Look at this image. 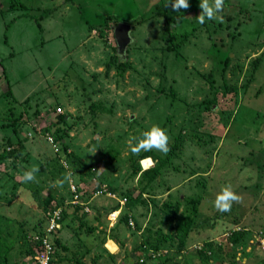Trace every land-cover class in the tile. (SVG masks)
Returning <instances> with one entry per match:
<instances>
[{
	"label": "rangeland",
	"instance_id": "374dc122",
	"mask_svg": "<svg viewBox=\"0 0 264 264\" xmlns=\"http://www.w3.org/2000/svg\"><path fill=\"white\" fill-rule=\"evenodd\" d=\"M158 3L159 0H0V152L10 138L14 143L19 141L23 144L15 161L21 162L28 170L33 167L39 169L35 173L36 185L31 187H38L42 195L47 190L55 195L57 190L53 191L52 188L56 187L58 190L60 188L59 193L66 200L71 201V194L68 189H64V184L62 187L52 186L56 182L55 178L50 177L49 171L41 172L45 170L42 167L45 165L53 175L58 174V162L66 164L65 161H69L70 164L67 165L73 167V178L79 183L80 192H83L79 195L87 203L90 201L86 193L91 195L99 187H107V184L121 189L130 188L135 194L142 189L141 171L132 175L133 166L138 163L144 171L152 167L156 159L150 156L139 160L138 155L144 151L133 155L130 152V142L135 143L133 137L140 138L153 125L160 127L164 114L171 113L172 123L163 128L169 137V151L165 154L152 150L164 157L168 154L169 158L153 181L156 192L160 195L157 202L160 205H177L179 215L193 216L194 224L199 219V227L202 229L192 233L191 243L178 254V264H233V261L235 264H264V169L262 172L259 170L262 175L255 184L251 170L246 168L241 171L240 164L234 160L232 165L227 164L228 157H233L234 153L245 154L249 164V157L252 161H256L258 157L264 158V53H261L264 47V0H224L223 11L219 13L223 16V22L207 21L206 25L198 24L196 19L202 11L199 7L200 0H188L189 7L180 11H174L171 2L165 0L162 7H168L169 14L176 16V20L166 22L165 17L158 12L159 9H153L158 12L155 17L135 23L130 31L132 44L127 56H122L127 59L129 67L122 75L114 64L107 71L106 63L116 57L113 25L118 22L127 23L132 18L147 17ZM43 10L48 12L39 20L42 27L40 29L35 17ZM107 16H111L113 25L111 28L106 27L105 33L100 35L96 27ZM178 17L181 20H177ZM114 19L117 20L115 24ZM165 27H170L177 34L189 33L180 45L178 54L163 50ZM152 46L156 47L150 49ZM244 51L258 53L259 57L254 63L252 60L248 62L253 56L244 55ZM227 53H230L232 66L242 65L244 69L238 74H232L228 70L226 78L229 80L223 83L219 70H223L222 64ZM159 58L167 63L166 73L164 72L167 80L164 84L168 86L170 79L177 78L180 81L182 78L184 86L185 83L188 86L181 88L179 103L177 100L165 99L161 94L158 99L154 97L157 94L155 86L158 82L162 83V78L156 75L163 68L158 63ZM228 68H231L230 65ZM209 72L213 74L216 85L220 86V96L217 104L212 105L213 110L206 111V103L202 101L204 93L209 91L210 83L204 75ZM192 75L193 79L190 77ZM224 88L227 91L223 94L221 90ZM184 100L187 101L186 104ZM91 103H100L101 108L91 112ZM235 108L239 112L234 127L240 128L241 131L238 132L242 134L238 145L223 142L226 150L221 146V139ZM187 112L189 115L194 113L189 123L185 121L188 118ZM201 112L207 113L210 118L204 121ZM61 113L66 114L65 123L57 116ZM20 115L21 119L16 124L10 123L12 117L19 118ZM50 125V131L56 126L66 129L68 134L65 140L71 149L68 160L61 153L60 145L53 142V137L45 135L44 131ZM190 129L196 132L193 140L189 139ZM233 148L234 151L230 154L228 150ZM106 150L113 158L101 154ZM242 150L246 152H240ZM13 160L8 157L0 161V230L9 231V234L17 236V240L20 237L23 240L22 230L26 226L30 228L36 217L32 210L20 206L22 202L29 204L30 187L26 185L29 182L23 180V167L14 170ZM102 161H108L109 164L104 166ZM258 163L259 161L256 162V167ZM246 166L247 164L244 168ZM236 177L242 182H238ZM224 179L232 181L230 185L242 197V201L234 202L231 211L220 212L221 215L215 218L214 230H210V220L218 212L213 201L225 186L218 187L217 180ZM41 181L45 182V188ZM187 183L196 187L197 194L204 195L200 203V216L192 212L191 204L188 203ZM176 185L178 187L165 195L167 188L169 190ZM204 185L206 189L202 188ZM149 190L148 193L152 194L153 183ZM6 194L19 197L7 203ZM142 196L152 203L146 202L147 206L136 204L132 208L133 218H129L135 226V220L138 221V230H128L123 222L107 229L104 216L107 207L113 203L110 198L96 197L93 200L95 209L97 210L100 202L104 206L94 214L84 212L85 218L95 214L100 216L96 225L102 226L101 236L108 237L104 246L108 251L115 252V263L122 264L121 260L125 255L130 257L129 264H135L133 258L138 254L144 259L146 248L143 242L148 229L152 232L147 243L149 246L154 244V238L158 234L153 233V228L165 223L168 226L162 225L161 233L169 232L172 227L171 219H176L173 213L168 217V213L158 206L154 207L155 198L147 193ZM158 211L159 219L153 214ZM128 221L130 224V220ZM220 225L221 229L218 230ZM68 226L69 223L65 224L58 234L69 247L67 254L76 249L84 253L87 246L80 244L79 238ZM234 229L246 232L242 235L241 244H232L229 240ZM96 233L99 231L96 230ZM209 234H213L212 239L220 245L223 255H216V250L213 252L212 249L201 254L196 252L202 244L206 247L205 239ZM125 236L127 240L118 248V242L122 243ZM36 237L39 235L28 234L24 241L35 242L38 239ZM81 237L82 241L87 240V245L91 244V239ZM212 239L208 241L211 240L213 245ZM17 240L14 242L15 246L23 243ZM176 240L165 242L157 251H149L158 255L176 256ZM136 245L140 251L133 250ZM98 251H101L98 246L90 245L89 252L85 251L82 260L86 264H92L90 259L97 258ZM56 253L55 249L54 256ZM14 254L15 252L10 251L9 257L14 258L12 261L17 258ZM60 254L63 255L64 252ZM187 256L191 258L185 263ZM108 260L111 261L109 257L103 256L99 261L96 260V264H108ZM155 260L147 264H165ZM23 261L25 264L35 263L34 259L27 262L28 259L23 258ZM54 264H61L56 257ZM166 264H173V261Z\"/></svg>",
	"mask_w": 264,
	"mask_h": 264
},
{
	"label": "trees",
	"instance_id": "16d2710c",
	"mask_svg": "<svg viewBox=\"0 0 264 264\" xmlns=\"http://www.w3.org/2000/svg\"><path fill=\"white\" fill-rule=\"evenodd\" d=\"M164 1L165 0H159V3L154 8H152V11H151L152 14L147 15V17L141 16V17H138V18H132V19L128 20L129 22H127V23H129L130 26H131L130 31H131V29L133 30L135 23L139 24V23H141L142 21H145L148 18H153V17H155L157 15L158 12H161V15H163V17H165L164 20H166V22L175 21L176 20V16L173 17V16H171L169 14V11H168L169 8L168 7L167 8L162 7ZM11 8H13V5L11 6ZM24 9H26V6H25ZM153 9L155 11L157 9H159V11L158 12H154ZM1 11H3V10H1ZM47 12H48V10H43L42 13H40L37 17H35L37 25H38V27L40 29H42V27H41V25L39 23V20L42 19ZM110 19H111V16H107L106 18H104L102 23L99 24V26L96 27V28H98L100 35H103L105 33L106 27L111 28V26L113 25V23H111ZM177 20H181V17H178ZM207 21L208 20L206 19V22ZM115 22H117L116 19H114V24H115ZM204 24L206 25V23H204ZM163 31L165 32L164 33L165 36H163L164 37L163 38V43H164L163 50H165L167 52H172V53L176 52L178 54V49H179L180 45L187 39V37L189 36V33L186 32V33H178L177 34L170 27H165L163 29ZM130 36H131V33H130ZM131 39H132V36H131ZM231 41H232V39H231ZM131 42H132V40L127 45V48H126V50L124 52V56L125 57L127 56L126 54L128 52V49L131 47V44H132ZM115 43L116 42H115V39H114V44ZM154 47H156V46H152L150 49H152ZM163 50H162V53H163ZM115 52H116V57L106 63V70L108 71L110 69L111 65L114 64L116 68L121 70V72H119V73L122 75L123 72L129 67V63H127V59L126 58H124V57L122 58L123 55L122 56L118 55L116 49H115ZM230 53L226 54L227 56L225 57V59L223 61V64H222L223 70H219V74H221V80H222L223 83H226L227 80H229V79L226 78V72L228 70L230 72H232V74H235V73L238 74V73H240V71H243V66L242 65L234 64V66H232L233 64L230 63L231 62ZM261 53L262 54L264 53V49H263V52H261ZM257 57H259V55H257L256 57H254V59H252L253 63L256 61ZM158 63L163 66V68L159 69L160 71L158 70V73H156V75L158 77L162 78V83L158 82L157 85L155 86V92L157 94H155L154 97L156 99H158L160 94H161L163 96V98H165V99L170 98L172 101L173 100H177L178 103L181 102V100H180V97H181L180 96V91H181L182 87L184 88L186 86L188 88L187 84L185 83V86H184V81H183L182 78H181L180 81L177 78H172V80L170 79V84L168 86L166 84H164V82L167 80V76H166V74H164V72L166 73L165 67H166L167 63L162 58H159ZM229 65H230L231 68H228ZM234 67H236V70H233ZM190 77H191V79H193V75L190 76ZM204 77L210 83V86H209V89H208L209 91H206L204 93L205 97H204L202 102L206 103V107H205L206 111H211L214 108L212 105L213 104H215V105L217 104V99L220 96V86L216 85V82L213 79V74L211 72H209L208 74L204 75ZM175 83H176V85H175ZM223 87H225V86H223ZM226 91H227V88H224V89L221 90V93L224 94V93H226ZM10 93H11V90L9 91L8 95ZM184 101H185V104H186L187 101L186 100H184ZM100 108H101L100 103H97V104L96 103H91L90 104V111L91 112H95L97 109H100ZM234 110L235 111H234V114L232 113L233 115L231 117V121H230V123L227 126L226 134L224 135V137L222 139V142H221L222 144H223V142H225V143H233L234 145H238L239 144L238 140L240 139V136H241L242 133L238 132V131H241L240 128L235 129V127H234V124L236 123V115L238 114L239 111H238L237 108H235ZM187 114H188V112H187ZM201 114L203 115L202 118L204 119V121H207L210 118L207 115V113L205 114L204 112H201ZM192 115H194V113L191 114V115L188 114V118L185 119V121L187 123L190 122V117H192ZM57 116H58V118H59V120L61 122H63V123L66 122V120H65L66 114L65 113L57 114ZM197 116H199V115H197ZM221 116H223V115H221ZM163 117H164L163 118V123L160 126L162 128H164V126H166L167 124L168 125L171 124L172 121H173L171 113H165ZM20 119H21V115H20L19 118H18V116L14 117V118L12 117V119L10 120L11 121L10 123L11 124H16ZM208 123H212V122L208 121ZM4 125L5 124H3V126ZM49 127H51V125L47 126V128H46L47 131H44V133H46L45 135L53 137V142L55 141V142H57V144L60 145L59 149H60L61 153H63V155L66 158V160H68L67 158H70V155H71V149H70V145L65 140V136L68 134L66 129L63 128V127H60V126H56L53 130L50 131ZM191 130L192 129H190V131H188L189 132V139L193 140V138H196V136H195L196 132H193ZM234 131H236V132H234ZM225 137L228 138L229 140H227ZM57 144L55 145L56 148H58ZM222 144H221V146L223 148H225L224 144L223 145ZM22 148H23V144L21 142L18 141L16 143H14L13 140L10 138L7 141L6 147L0 152V161L2 159L6 160L8 157H12L14 159L13 160L14 162L12 163V165L14 167V170H17V168H19V167H23V171L22 172L29 171L28 168H25L21 164V162L16 163V161H15V158L17 157V154L19 152H21ZM231 151H234V148L232 150H228V152L230 154H231ZM240 152H246V151L242 150ZM250 152H252V151H250ZM101 154H103L104 156H108V157L113 158L112 157L113 155H111L108 150L101 152ZM149 156H153V159H156V162L154 163V165L152 167L142 171L141 167H140V165L138 163H136V165L133 166L132 175H136L138 173V171H141L140 172V176H141L140 184L142 186V189L140 191H138L137 193H135L136 195L133 194V192L130 190V188L121 189V187H115V186H113L111 184H107V187L105 186L106 190L114 192L116 195L118 194L117 196L120 199L121 198H125V202L122 205L119 204L118 200H112L113 203L110 206L107 207L105 215H106L107 212H109L111 210H114V209H118V207H120V213H119V216H118V219H117L115 225L118 222L119 223L123 222L125 225H127V227L126 226L125 227L128 230L131 229V228L133 230H138V228H140V224L138 223V221L135 220V224H136V226H135L133 221H132V219L129 218L130 216L133 218V215H132V212H131L132 208L136 204H140V205L142 204L144 206H147L146 202H151L152 203V201H148V199H146L147 200L146 201L143 198V196H142L143 193H147V195H149L150 197L155 198L156 200H154V202H153L154 207L158 206V208L160 210L165 211L166 214L168 213L167 214L168 217L171 216L170 213H173L174 216H176V219H171V223L172 224H170V226H172V227L170 228L169 232H162L161 233V229H160L161 226L162 225H164V226L167 225L165 223H161L162 221H160L161 224L159 225V227L156 226L155 228H153V233H158V234L154 238V244L152 245V243H151V245H149L152 248L147 245V243L150 241L151 235H152L151 229L149 228L148 229V231H149L148 235L145 238V241L143 242L144 248H146L145 250H147V252H145V250H144V254H146V255H145L144 259H143V258L139 257L140 255L138 254L137 257L133 258V262L135 264H147V262H150L151 260L154 261L155 259H157L155 261H159V262L162 261L165 264L167 262H170V261H173V264H178V259H177L178 258V254H180V252H182V250L187 249L186 246L189 245V243H191L190 236H192V233L196 232V231H199V230H202L199 227L201 225V223H199V219H198L196 221V223L194 224L193 220H195V218L193 216L187 217L186 214L179 215L178 214L179 207L177 205H173V204H170V203H163V205H160L158 203L159 199H157V198H159L160 195H158L159 192H156V185H155V183L153 181L156 180L157 175L160 174L159 172L163 170L162 168L169 161V158H168V154H167V156L164 157V156H162V154H156V152H154V151H144V152H142L141 154L138 155V159L140 160L142 158L149 157ZM58 158H59V156H58ZM55 160L58 162L57 158H55ZM227 160H228L227 161L228 165H232L231 162L233 160L237 161L240 164L239 165V169H241V171H243L246 168H247V170H251V173H253V179L255 181L254 183L257 184V181L259 180V177L262 175L261 172L264 169V164H263L264 163V158L262 159V158L258 157L256 161H252L251 158L249 157V160L251 161V163L249 164L247 162L248 159H246L245 154H236V153H234L233 157L230 156V157H228ZM257 161H259V163H258V165L256 167V162ZM65 162H66V164H64L63 162L62 163L58 162L59 168H60L59 171H57L58 174L53 175L51 173V170H47L48 167H46L45 165L42 166L45 170H43L41 172L43 173L45 171L46 172L49 171L50 172V177L51 178H55V179L58 178L59 181L64 180V177L68 173H71L72 174L71 175V180H72V182H74L75 180H74L73 177L75 176V171H74L73 167H71L70 165H67V163L70 164L69 161H65ZM102 162H103L104 166L109 164L108 161H102ZM245 164H247V166L244 168ZM259 170H261V172ZM241 171L239 170V173ZM41 172H39V173H41ZM55 176H57V177H55ZM236 179H237L238 182H242L240 178L236 177ZM217 182H218V187H219V185L223 186L224 184L226 185V184H231L232 183V181L229 180V179H224V180H221V181L217 180ZM151 183H153V193L149 194L148 191H150L149 188H150ZM33 184H35L34 181H31V182H29L26 185L30 187L29 188V193H28L30 201H28V202L34 201L35 203H37V207L39 208V211L36 214L33 213L34 217H36V219H35L34 223L31 224L32 226L30 228L28 226H26V228L22 230V238H23V240L20 239L21 237L19 238V240H17V236H13V235L9 234V231L0 230V239H1L0 240V264H25L24 261H23V258H27L28 259L27 262H31L34 259V255H36L37 253H39L41 251L42 245H41L40 240H41V238H43L45 235L48 234L46 232V227H47V224H48L49 217L51 216V214L55 210L58 209V207H61V209H60V212L57 215L58 218L56 220L58 221V223L61 224V227L56 229L53 232V234L51 235V238L53 237L51 242H52V245L54 247V250H53V253L51 255V259L49 261V264H54V257H56V259L58 260V263H61V264H63V261H66V262L68 261V263L64 262V264H86L82 260V256H83V254H85V251H86V253L89 252V246L90 245H94L96 243V241H98V240H100V241L102 240V242H105V240H106L105 239L106 237H102L101 236V234H102V230L101 229H99V233H96L97 227L92 222V220L99 221L100 220V216L99 215L97 216V214H95V216H90L91 218L88 217V216L85 218V217H83L85 215L84 211L80 210L81 206H79L77 204L73 205V204H70V203L69 204H63L64 200L67 199L66 197H64L63 194L60 193L59 194V198H57V197L55 198L54 197V193L53 192H49V191L46 194L42 195L41 191L38 189V187H31ZM63 184H64V187H65V185L68 187V191L70 192L71 197L73 196L74 193H77V194L83 193V192H80L81 188L79 187V183L77 181H75V184H71V185L67 181H65ZM72 185H73L75 191H73L71 189ZM202 188L206 189L207 187L204 185V186H202ZM167 190H168V188H167ZM169 193H171V191H169L165 195H168ZM86 194H87L88 199L90 201L88 203L89 205H91L93 203V200L96 197H101L100 195H94V193H92L91 195H89L88 193H86ZM187 194H189L188 195V199L190 201H188V203L191 204L192 212L193 213L196 212V215L200 216L202 214V210L200 208V203H201V200H202L204 195L202 193L201 194H197L196 193V187H194V185L188 186ZM5 196L8 197L7 199H5L7 201V203L12 201L16 197H19L18 195H15V194H13V195H7L6 194ZM79 199L85 201V199L81 195H79ZM157 200H158V202H157ZM23 204L24 203L22 202L20 204V206L26 208L27 206L25 204L24 205ZM103 206L104 205H101L100 208H102ZM92 207L94 209L96 208L95 205H93ZM98 208H99V205H97V210H98ZM21 209H23V208H21ZM158 213H159V211L157 213L153 212L154 216L156 215L157 218L159 219V214ZM220 215H221L220 212H216V214L214 216H212V219L210 220V224H209V228H211L210 230H214L215 218H217ZM89 220H91V222H88ZM104 220H105L104 223L107 225L106 219H104ZM128 220L132 221L133 226H130V224L128 223L129 222ZM76 221H77V224L76 225H72ZM206 222H209V220H207ZM67 223H69L68 227H70L72 229L73 234L77 238H79L80 244L83 243L84 246H87L85 248L84 253H80V251L78 249H76V250H73L72 252H69L70 254H67V251L69 250V247L60 239V237H58L59 236L58 235L59 232L64 229L65 224H67ZM220 229H221V225L219 226L218 230H220ZM224 230H225V228H224ZM229 230H231V228H229ZM27 231H29V232H27ZM27 233L31 234V235L32 234H36V235L38 234L40 239L35 241V242H31V243L27 242V243H25L24 240L27 238V235H28ZM245 233L246 232L243 229H234L232 231L231 236L229 237V240L232 242V244H237V243L241 244V242H242L241 239L243 237L242 235L245 234ZM81 235L83 237H87L88 239H91V241H90L91 244L87 245V243H86L87 240L82 241ZM212 237H213V234H211V235L209 234L208 238L205 239L206 247L202 246L203 245L202 244L196 250V252L201 254L202 252H210L211 249H212L213 252L216 250L215 251L217 253L216 255H218V256L219 255H223L224 252L221 251L220 245L215 243V241H213L214 238L212 239ZM171 239H177L176 240L177 241V246H178V248L176 250V251H178V253L176 255L177 257L176 256L170 257L169 255L167 256L165 254L158 255L157 253H153V251H149L151 249L155 250V251L161 249L162 244H164L165 242H167V241H169ZM208 239H212L214 244L212 245L211 240L208 241ZM16 240H17V242H23V243H21L19 245V248L21 249V252L19 251V254H17V253L14 254V255L17 256V258L15 259L16 261H12V259H14V258L12 257V259H11L9 257V254H10L11 249L16 247L14 245V242ZM244 241H245V238H243V242ZM123 243H124V239L122 240L121 244H123ZM213 246H215V248H213ZM141 248H143V247L141 246ZM55 249L58 252V253H56V256H54ZM132 249H133V247H132ZM133 250H136V251L139 250L140 251V249H137V245H136V247H134ZM62 251L65 254L61 255L60 252H62ZM104 251L107 254H109V251L106 249V247H105ZM252 254H253V252L250 253V255H252ZM210 256H212V255H210ZM190 258L191 257L187 256L185 258V263H186L187 260H190ZM97 259L98 258H92L91 259L92 263H96ZM211 259H212V257H211ZM144 260H147V261H144ZM34 261H35V259H34ZM34 264H36V262ZM210 264H213V263H210ZM233 264H235L234 261H233Z\"/></svg>",
	"mask_w": 264,
	"mask_h": 264
},
{
	"label": "clouds",
	"instance_id": "9594fccd",
	"mask_svg": "<svg viewBox=\"0 0 264 264\" xmlns=\"http://www.w3.org/2000/svg\"><path fill=\"white\" fill-rule=\"evenodd\" d=\"M169 2H171V6L174 11H180L181 9L186 10L189 7L188 0H169ZM223 6L224 0H200L199 7L202 11L196 17L198 23L203 25L206 22V19L208 21L216 20L218 22H223V16L219 15V13L223 11ZM133 140L135 141V143L130 142V152L133 155H138L141 151L156 150L165 154L169 151V137L166 131L157 125H153L150 130L143 132L140 138L133 137ZM38 170V168L33 167L31 170L24 172V182L34 181L35 173ZM71 175V173H68L64 177V180L54 182L52 186L59 185L62 187L64 181H67L71 185ZM241 201L242 197L236 192H234L232 186L229 184L223 186L221 190L216 194L215 199L213 201V206L218 212L224 213L231 211L232 204L234 202L240 203ZM60 227L61 224L58 228Z\"/></svg>",
	"mask_w": 264,
	"mask_h": 264
},
{
	"label": "built area",
	"instance_id": "2783aa9c",
	"mask_svg": "<svg viewBox=\"0 0 264 264\" xmlns=\"http://www.w3.org/2000/svg\"><path fill=\"white\" fill-rule=\"evenodd\" d=\"M49 139V137H47ZM71 189L73 191H75L73 185L71 186ZM94 195H100V196H105L108 199H112V200H118L119 204L122 205L125 202V198H119L114 192L108 191L105 189V186L103 185L102 187L98 188L95 190ZM73 204H80L83 206L84 209H87V202L80 200L79 199V194L74 193L72 196V199L70 201ZM61 207H58L57 210H55L51 216L49 217L48 220V224L46 227V232L48 233L47 235H45L43 238H41L40 242H41V251L39 253H37L36 255H34V259L36 264H49V261L51 259V255L53 253L54 247L52 245V238L51 235L53 234L54 230L56 228H58L60 226V223H58V221L56 220L58 218V213L60 212ZM120 213V207H118V209H114L111 210L109 212L106 213L105 215V219L107 221V229L109 230V228L113 227L118 219ZM130 224L133 226L132 221L130 220ZM38 238L37 240L40 239V237H36Z\"/></svg>",
	"mask_w": 264,
	"mask_h": 264
},
{
	"label": "crops",
	"instance_id": "0c3cea01",
	"mask_svg": "<svg viewBox=\"0 0 264 264\" xmlns=\"http://www.w3.org/2000/svg\"><path fill=\"white\" fill-rule=\"evenodd\" d=\"M263 49H264V47H263ZM263 49H262V50H263ZM244 53H245L244 55H249V57L253 56L252 59H254V57H256V56L258 55V53H255V52H247V51H244ZM236 55H237V54H236ZM236 55L234 54V56H236ZM252 59H248V62H249V60H252ZM232 64H233V63H232ZM243 69H244V66H243ZM233 114H234V111H233ZM233 114H232V115H233ZM226 130H227V128H226ZM226 130L224 131V135L226 134ZM224 135L222 136V139H223ZM222 139H221V142H222ZM47 177H48V176H47ZM55 181H56V182H59V179L56 178ZM41 185L44 186V188L46 187L45 182H42V181H41ZM190 185H193V184H191V183L188 184V183H187V186H190ZM57 186H59V185H57ZM176 187H178V186H177V185H176V186H172L169 190H166L165 194H167L169 191H172V190H173L174 188H176ZM58 188H59V187H58ZM64 189L66 190V189H68V187L65 185ZM52 190H53V191H56V190H57V193H55V195H54L55 198L57 197L58 194L61 193V192L59 193L60 188H59V190H58V189L55 187V188H52ZM28 191H29V190H28ZM47 191L52 192L51 190H47ZM53 193H54V192H53ZM103 198L108 199V198L105 197V196H104V197L102 196V199H103ZM69 200H70V199H69ZM69 200H66V199H65L64 202H63V204H69V202H70ZM109 200H111V199H109ZM29 201H30V200H29ZM85 202H86V201H85ZM112 202H113V201H112ZM92 204H93V203H92ZM92 204L89 205V204L87 203V206H88V207H87L86 210L83 208L82 205H80L81 208H82V211H84V212H85V211H88V213H93V214H94V213L96 212V209H94V208L92 207V206H93ZM60 205H61V204H60ZM98 205H99V208H100V206L103 205V204H102V202H100V203H98ZM26 206H27L26 209H30V210H32L34 214H36V213L39 211V208L37 207V203H35L34 201L29 202V204L26 205ZM89 210H90L91 212H89ZM86 213H87V212H86ZM91 220H92V219H91ZM94 221H95V223H94ZM96 221H97V220H92V222H93L94 225H96V223H97ZM98 222H99V221H98ZM76 224H77V221H76L74 224H72V225H76ZM96 227H97V230H98V231H99V229H102V226H97V225H96ZM121 228H122V227H121ZM60 232H61V231H60ZM60 232H59V233H60ZM107 238H108V237H106L105 239L107 240ZM126 238H127V236H125L123 239H124V240H127ZM106 240H105V241H106ZM128 240H129V239H128ZM117 242H118V241H117ZM124 242H125V241H124ZM104 243H105V242H102V240H101V241L98 240V241H96V243L94 244V245L98 246V247L100 248V250H101V251H98V253H99V254H98V257H97V258H98V261H99L100 258H102V257L104 256V257H106V258L109 257V258L111 259V261L108 260V261H109L108 264H119V263H115V257H116L115 252L112 253V252L109 251V254H107V253L104 251V249H105V247H104ZM118 244H119V246H118V248H119V247H122L124 243L121 244V243L118 242ZM130 248H131V244L129 245V249H130ZM11 251H13V252H15V253H17V254H19V251L21 252V249L19 248L18 243H17V245H16L15 248H12V249H11ZM64 254H65V253H64ZM132 254H133V253H132ZM125 256H126V257H124V259L121 260V261H123L122 264H129L130 257H129V255H125ZM92 258H95V257H91V259H92ZM91 259H90V261H91ZM119 260H120V259H119ZM64 262H65V263H68V261H67V262H66V261H63V263H64ZM91 263H92V261H91ZM92 264H96V263H92Z\"/></svg>",
	"mask_w": 264,
	"mask_h": 264
},
{
	"label": "water",
	"instance_id": "95a60500",
	"mask_svg": "<svg viewBox=\"0 0 264 264\" xmlns=\"http://www.w3.org/2000/svg\"><path fill=\"white\" fill-rule=\"evenodd\" d=\"M130 24L129 23H116L112 29L114 34V39L116 42V50L118 55L122 56L127 48V45L131 41L130 36Z\"/></svg>",
	"mask_w": 264,
	"mask_h": 264
},
{
	"label": "bare ground",
	"instance_id": "6f19581e",
	"mask_svg": "<svg viewBox=\"0 0 264 264\" xmlns=\"http://www.w3.org/2000/svg\"><path fill=\"white\" fill-rule=\"evenodd\" d=\"M144 159V158H143ZM145 161V160H144ZM141 163H142V161H141ZM144 163V162H143ZM143 163H142V165H143ZM143 167H144V165H143ZM144 168H146V167H144Z\"/></svg>",
	"mask_w": 264,
	"mask_h": 264
}]
</instances>
